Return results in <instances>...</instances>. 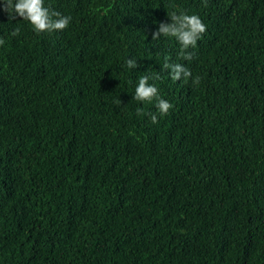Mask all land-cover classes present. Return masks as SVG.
I'll use <instances>...</instances> for the list:
<instances>
[{"label":"trees","instance_id":"16d2710c","mask_svg":"<svg viewBox=\"0 0 264 264\" xmlns=\"http://www.w3.org/2000/svg\"><path fill=\"white\" fill-rule=\"evenodd\" d=\"M45 5L68 27L0 10V264H264V0ZM178 11L207 26L191 61L151 40ZM155 72L163 117L133 98Z\"/></svg>","mask_w":264,"mask_h":264},{"label":"clouds","instance_id":"9594fccd","mask_svg":"<svg viewBox=\"0 0 264 264\" xmlns=\"http://www.w3.org/2000/svg\"><path fill=\"white\" fill-rule=\"evenodd\" d=\"M204 6L207 7V0H202ZM0 10L8 14L9 20H15L19 17L27 21L33 31L36 33L62 31L68 27L71 17L62 15L54 10L50 5H45V0H3L0 4ZM168 22H159L158 27L151 34V40H158L161 36L174 37L180 49L178 56L185 60L191 61L195 58L192 49H195L197 42L201 39L202 34L207 31L206 24L197 14H188L184 11L172 12L168 14ZM20 29H14L10 35L17 36ZM5 43L4 39L0 38V45ZM137 59L128 58L126 67L129 69L136 68ZM163 70H167L170 78L173 81L183 80L187 82L192 77L191 70L186 65L179 62H170V57L166 58L162 65ZM161 78L159 72L148 73L139 78L138 84L135 87L134 99L140 102L152 103L155 101V107L159 116L163 117L169 113L173 105L166 99L159 96L158 88L154 82ZM193 84L200 83V77L192 78ZM137 115H144L143 108H137ZM150 120L153 124L158 123L156 113H150Z\"/></svg>","mask_w":264,"mask_h":264}]
</instances>
